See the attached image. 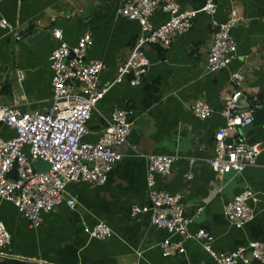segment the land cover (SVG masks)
<instances>
[{
	"label": "crops",
	"instance_id": "0c3cea01",
	"mask_svg": "<svg viewBox=\"0 0 264 264\" xmlns=\"http://www.w3.org/2000/svg\"><path fill=\"white\" fill-rule=\"evenodd\" d=\"M206 1L178 3L182 10L198 11ZM91 2V11L81 17ZM214 3L215 14L211 17L199 13L191 30L174 39L168 49H145L150 66L140 86L131 87L123 82L98 103L88 123L86 143L98 141L115 108L130 109L134 123L127 143L117 148L123 158L104 186L68 185L67 194L76 202L75 207L62 205L54 212L42 214L38 229H31L11 203L0 200V220L11 235L14 257L24 264H214L193 240L183 243L184 253L163 258L160 243L167 238L179 242V237L155 229L149 215L130 217L131 206L147 204L144 157L152 155L175 158L170 175L156 176L155 187L181 195L187 218H193L197 208L202 207L200 219L189 230H209L215 238V252L230 253L249 241L264 243V148L258 165L247 167L240 174L217 177L206 162L213 156L214 135L225 124L221 111L226 97L235 89L231 76L241 73L244 77L240 109L248 106L253 95L264 101V0ZM121 7L122 0H0V18L6 19L13 30H0V105H17L23 112L47 111L51 96L48 57L58 45L52 29H59L70 47L89 32L93 44L86 59L105 65L100 75L101 86L112 83L117 65L127 58L140 33L136 22L118 14ZM233 9L241 18L231 33L236 58L218 73H205L214 32L211 21L226 22ZM167 18L159 11L151 23L157 27ZM14 34L21 39L16 40ZM154 86L151 96L155 101L145 106L146 90ZM197 102L212 109L207 119L200 120L193 114L192 107ZM13 135L0 123V139ZM252 135L253 132L245 138ZM132 147L144 157L136 156ZM189 158L197 161L193 169ZM189 172L193 174L191 180L186 179ZM247 188L255 194V201L251 202L254 218L242 229H236L225 219L224 205ZM100 222L112 229L110 239L92 240L86 233L84 227L91 229Z\"/></svg>",
	"mask_w": 264,
	"mask_h": 264
},
{
	"label": "built area",
	"instance_id": "2783aa9c",
	"mask_svg": "<svg viewBox=\"0 0 264 264\" xmlns=\"http://www.w3.org/2000/svg\"><path fill=\"white\" fill-rule=\"evenodd\" d=\"M214 1L207 0L200 10L194 11L182 10L178 0H122L118 14L136 22L140 33L135 37L127 58L117 65L112 83L107 86L100 85L105 65L86 59L93 44L91 34L83 33L76 45L70 47L63 41L62 32L52 29V37L58 45L48 57L51 96L47 111L23 112L17 105H0V123L14 132L13 137L0 139V200L11 203L31 229L41 226L42 214L54 212L62 205L70 209L75 207L76 202L67 194L68 185L84 183L98 188L106 184L114 166L123 158L117 148L127 143L134 123L130 109L115 108L98 141L86 143L88 123L96 113L98 103L114 86L123 82L127 81L131 87L140 86L150 66L145 49L150 46L168 49L174 39L191 30L199 13L211 17L215 14ZM159 11L168 18L155 27L151 18ZM240 20L239 13L233 9L226 22L211 21L214 32L205 73H218L236 58V43L231 33ZM0 30L13 32L10 23L2 18ZM14 37L21 39L17 34ZM243 80L241 73L231 76L235 89L226 97L221 111L225 124L216 131L213 156L206 161L217 177L240 174L247 167L258 165L264 148V142L254 145L228 142L238 129L250 125L254 114L264 108V101L257 95L249 97L245 109L239 108ZM192 112L200 120H205L213 111L206 103L197 102ZM131 150L136 156H143L135 148ZM144 158L147 162V204L131 206L129 215L131 218L149 215L155 229L179 237V242L167 238L160 243L163 258L184 253L183 243L193 240L210 255L214 264H249L251 261L264 264V243L260 241H249L230 253H218L213 250L215 238L209 230L201 228L191 233L189 227L200 219L202 207L197 208L193 218H187L181 195L159 191L155 187L156 176L170 175L175 158L166 155ZM188 163L193 169L197 161L189 158ZM34 164H38V169L44 165L49 168L42 172ZM192 178L193 174L189 172L186 179ZM253 201L254 192L245 189L224 205L225 219L236 229H242L254 218ZM84 229L92 240L105 241L113 236L112 229L103 222ZM11 246V235L0 220V264L11 260L22 262L11 254Z\"/></svg>",
	"mask_w": 264,
	"mask_h": 264
},
{
	"label": "water",
	"instance_id": "95a60500",
	"mask_svg": "<svg viewBox=\"0 0 264 264\" xmlns=\"http://www.w3.org/2000/svg\"><path fill=\"white\" fill-rule=\"evenodd\" d=\"M92 7H93V3L91 2L86 7V9H84L81 17H84L86 14H88L91 11ZM251 132H253V135L248 139H246L245 136ZM263 140H264V109L257 111L254 114L252 123L248 126L238 129L232 140H229L228 142L231 141H234L235 143L245 142L248 145H254V144L262 143ZM34 167L38 169V164H34ZM48 168H49L48 165H44L43 168L38 170L42 172H46Z\"/></svg>",
	"mask_w": 264,
	"mask_h": 264
},
{
	"label": "trees",
	"instance_id": "16d2710c",
	"mask_svg": "<svg viewBox=\"0 0 264 264\" xmlns=\"http://www.w3.org/2000/svg\"><path fill=\"white\" fill-rule=\"evenodd\" d=\"M154 92H155V86L152 89L147 88L146 94L148 96L146 97V100H145V106H149L153 101H155V98L151 96V94H154ZM3 264H24V263L11 260V261H5Z\"/></svg>",
	"mask_w": 264,
	"mask_h": 264
}]
</instances>
